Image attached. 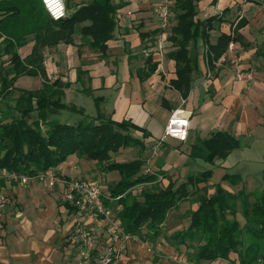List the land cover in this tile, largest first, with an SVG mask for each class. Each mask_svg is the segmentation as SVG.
<instances>
[{
	"label": "crops",
	"instance_id": "crops-1",
	"mask_svg": "<svg viewBox=\"0 0 264 264\" xmlns=\"http://www.w3.org/2000/svg\"><path fill=\"white\" fill-rule=\"evenodd\" d=\"M111 2L118 6L116 28L106 43L103 56L87 44L88 37L78 32L73 34L69 43L61 42L45 49L44 65L48 77L70 84L64 91V97L68 99L66 104L82 109L89 117L99 114L116 122L128 119L143 128L147 132L146 137L138 131L134 134L143 139L145 149L131 147L134 148L131 155L134 159L142 153L146 164L148 162L152 171L162 177L161 183L172 181L178 184L180 179L196 175L189 174V159H203L192 157L191 147L200 145L202 139L217 131L227 132L240 142V146L226 158L219 159L218 165L230 164L231 159L238 162L255 158L264 167V1L195 0L200 19L219 12L220 19L213 22L208 41L215 43L221 34L230 36L242 68L252 69L255 81L246 89L243 82L234 80L227 64L217 65L214 61L209 62L210 75H207L204 45L198 39L193 48L198 55V65L191 73V85L186 96L169 83L175 77V48L168 40L175 20L171 19L167 29L159 32L152 13V6L158 0ZM83 3L77 2L75 8ZM65 5L68 12L75 10L68 8L66 2ZM33 44L34 40L29 36L26 43L17 49L21 58L31 52ZM148 56L157 67L145 76ZM222 56H227V48ZM8 58L6 54L1 56L0 65H5ZM33 79L34 82L21 88H39L42 79L39 76H33ZM79 94L89 95L92 112L88 113L83 105L75 103V96ZM176 109L189 113L187 137L184 140L168 139L159 147L158 155L153 157L152 146L161 136L170 113ZM170 142L177 143V146ZM186 145L188 148L183 149ZM129 149L112 158L124 161ZM165 154L167 157L163 160ZM87 166L84 157L73 154L52 171L66 178L96 183L103 176V181H108L105 173L109 172L98 169L99 174L94 177ZM181 166V171L169 173ZM232 175L238 176L240 182L230 183L231 187L226 190L236 193L243 189L240 187L242 176L240 172ZM238 186L240 188L236 191ZM141 187H134L132 193L138 194ZM48 189L49 193H43L36 179L27 183L0 179V191L12 199L0 214V264H79L81 247L70 238L73 208L61 200L60 184ZM101 192L103 200L111 203L108 206L114 212L120 208L109 194ZM183 203H188V206L182 212L184 215L178 216L176 211ZM197 205L195 196L183 198L167 213L157 232L147 225L141 227L138 234L131 235L124 242L121 264H237L233 262L234 254L229 259L196 263L191 257L193 248L177 243L179 238L174 234L189 226L190 212ZM52 206L56 212L53 215ZM88 222H93V219ZM255 263L264 264V258Z\"/></svg>",
	"mask_w": 264,
	"mask_h": 264
},
{
	"label": "trees",
	"instance_id": "trees-1",
	"mask_svg": "<svg viewBox=\"0 0 264 264\" xmlns=\"http://www.w3.org/2000/svg\"><path fill=\"white\" fill-rule=\"evenodd\" d=\"M117 9L111 0H89L75 10L67 11L65 19L53 20L41 0H0V38L3 37L0 57L9 55L6 64L0 65V168L33 176L57 167L70 155H79L96 161L101 171H118L120 178L110 190L109 197L120 206L115 216L125 232L138 234L144 225L157 232L167 213L180 200L195 196L198 205L190 212L189 226L177 231L174 237L179 238L178 244L193 248L191 257L196 263L229 259L231 254L235 255L233 262L237 264H253L264 258V189L253 203L249 202L243 189L237 194L232 193L221 183L215 186L212 194H208L206 183L210 170L189 175L179 184L157 182L156 173L144 172L146 160L142 157L128 161L112 158L129 147L145 149L143 139L134 133L138 131L146 137L147 132L132 121L116 122L99 114L87 116L89 121L75 125L48 120L50 112L60 109L82 115L84 112L62 101L70 84L48 77L44 65L45 49L61 42L69 43L73 34L78 32L88 37L87 44L103 56L106 43L116 28ZM173 17L175 24L168 40L175 48V77L169 83L186 96L191 73L198 65L194 43L200 39L204 46H208L211 62L224 54L232 39L221 34L215 43L208 41L213 22L220 16L200 19L195 0H173L170 21ZM165 30L157 27L159 32ZM29 36L34 44L31 52L21 58L17 49ZM145 63L147 70L144 74L149 76L157 64L151 56ZM21 76H39L42 79L40 87L25 89L15 86ZM239 146L237 138L217 131L202 139L191 155L213 163L226 158ZM221 180L232 184L240 182L238 176L227 173ZM201 183L204 185L199 187ZM139 185L141 190L133 194L132 189ZM189 186H193L192 189H188ZM237 199L241 201L243 223L235 217ZM104 203L111 204L107 200Z\"/></svg>",
	"mask_w": 264,
	"mask_h": 264
},
{
	"label": "built area",
	"instance_id": "built-area-1",
	"mask_svg": "<svg viewBox=\"0 0 264 264\" xmlns=\"http://www.w3.org/2000/svg\"><path fill=\"white\" fill-rule=\"evenodd\" d=\"M41 2L53 20L66 18L67 8L64 0H41ZM172 6L173 0H158L152 6L158 28L165 30L168 27L172 16ZM203 53L207 75H210L207 45L204 46ZM214 62L217 65L227 64L234 80L243 82L246 89L255 81L254 71L242 68L233 40L227 45V56H221ZM188 128L189 113L182 109L173 110L161 136L152 146V156L158 155L159 147L168 139H186ZM144 172L153 173L148 162ZM158 177L162 179L161 176ZM0 179L17 180L21 183L36 179L49 187L60 184L62 186L61 200L73 208L74 222L70 238L81 247L79 264H121L124 242L131 234L124 231L113 209L104 203L103 194L96 183L81 178H66L56 174L52 169L28 176L0 168ZM11 203L10 196L0 191V214ZM92 219L93 222L89 223L88 220Z\"/></svg>",
	"mask_w": 264,
	"mask_h": 264
},
{
	"label": "rangeland",
	"instance_id": "rangeland-1",
	"mask_svg": "<svg viewBox=\"0 0 264 264\" xmlns=\"http://www.w3.org/2000/svg\"><path fill=\"white\" fill-rule=\"evenodd\" d=\"M86 2L88 0H64V2H66L67 7L68 8H75V4L77 2ZM219 15V12L218 14ZM174 20V17L173 19ZM78 26H76L77 28ZM204 55V53H203ZM34 82L33 77L30 76H22L19 79H17V81L15 82V86L17 87H27V85H29V83ZM75 103L83 105L85 107V109L89 112H92L93 107L90 105V98L89 95H85V94H79L75 96ZM62 101L64 103H68V99L63 97ZM48 120L49 121H57L60 123H67V124H77L80 121H89L87 118V115H82L79 113H75L72 111H69L67 109H60L57 111H53L50 112L49 116H48ZM43 129H45V126L43 125ZM172 145L177 146V143L175 142H170ZM130 149L128 150V154L127 157L125 158L124 161H128L133 159L132 157V153L131 151H133L134 148L129 147ZM188 145L185 146V148L183 149H187ZM194 148V147H191ZM142 157V153L138 154V157ZM167 157V154H165V156L163 157V160H165ZM85 159V158H84ZM86 161V165H88V170L90 175L94 176L99 174L98 169H99V165L96 161L93 160H88L85 159ZM189 163L187 166V168L189 169V174H198L204 170H210V177H209V181H207L208 185H207V191H210L212 189V192L208 193V194H212L215 190V186L218 183H221V185L223 186V188H227V187H231L230 182L229 181H222L221 178L222 176L226 173L229 172V174H234L237 172L241 173V178H242V186L243 187V192L246 193L248 195V200L250 203H253L256 198L260 195V193L262 192V190L264 189V167H262V163H260L259 161H257V159L252 158V159H240L238 160V162H236V159H231L230 160V164H228L227 162L220 166L219 164V159L215 160V162L213 163H209L206 162L204 160H200V159H196L195 161L190 160L189 159ZM231 165V167H230ZM229 167V168H228ZM183 168V166L174 169L172 172H169L170 174L172 173H176V171H181ZM185 168V167H184ZM100 171V170H99ZM107 176L108 181L106 182L105 180L103 181V176L99 177V179L97 180V185L100 187V189L102 191H104V193L109 194V190L110 188H112V186H114L115 181L118 180L119 178V173L118 171H112L109 173H105ZM187 178V177H186ZM162 179H160V177L157 178V182H160ZM186 180V179H185ZM184 178L179 180L180 181H185ZM40 183V189L43 193H49V189L44 182L38 181ZM178 183V184H179ZM235 185H233L232 187H234ZM193 186H189L188 189H192ZM239 186L236 187V191L240 188ZM242 188H240L237 192L239 193V191ZM53 192V191H52ZM52 196L53 193H52ZM194 198V197H193ZM237 213L235 215L236 219L240 222L243 223L244 220L242 218L241 215V201L240 199H237ZM188 206V203H183L178 207V210L176 211V214H178V216H181L182 212L184 213V209ZM55 209H53L52 206V215L55 214ZM175 214V215H176ZM174 215V216H175ZM184 215V214H182ZM54 216H52V219ZM231 217V216H230ZM169 227V226H168ZM179 247V246H178ZM253 264H257V263H253ZM260 264V263H259Z\"/></svg>",
	"mask_w": 264,
	"mask_h": 264
}]
</instances>
